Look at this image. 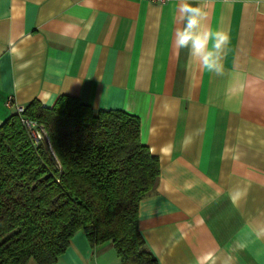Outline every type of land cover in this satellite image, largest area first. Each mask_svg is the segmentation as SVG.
Instances as JSON below:
<instances>
[{
  "label": "crops",
  "instance_id": "1",
  "mask_svg": "<svg viewBox=\"0 0 264 264\" xmlns=\"http://www.w3.org/2000/svg\"><path fill=\"white\" fill-rule=\"evenodd\" d=\"M183 4L230 37L221 75L177 48ZM61 94L139 118L160 170L138 227L158 264H264V0H0V124ZM55 264L119 259L79 230Z\"/></svg>",
  "mask_w": 264,
  "mask_h": 264
},
{
  "label": "trees",
  "instance_id": "2",
  "mask_svg": "<svg viewBox=\"0 0 264 264\" xmlns=\"http://www.w3.org/2000/svg\"><path fill=\"white\" fill-rule=\"evenodd\" d=\"M159 170L136 115L66 94L50 107L31 100L0 124V264H55L79 230L92 247L110 241L119 264H158L138 207L156 192Z\"/></svg>",
  "mask_w": 264,
  "mask_h": 264
},
{
  "label": "clouds",
  "instance_id": "3",
  "mask_svg": "<svg viewBox=\"0 0 264 264\" xmlns=\"http://www.w3.org/2000/svg\"><path fill=\"white\" fill-rule=\"evenodd\" d=\"M180 12L183 14L181 19L184 21V26L176 32L175 43L177 48L190 47L192 56L198 57L207 70L221 75L220 52L228 45L230 37L224 32L212 33L203 29L201 20L206 16V13H202L199 8L183 4ZM210 43L211 48H209ZM168 150L165 149L164 151L167 152ZM209 262L215 264L212 253H208L197 260V264H209Z\"/></svg>",
  "mask_w": 264,
  "mask_h": 264
},
{
  "label": "built area",
  "instance_id": "4",
  "mask_svg": "<svg viewBox=\"0 0 264 264\" xmlns=\"http://www.w3.org/2000/svg\"><path fill=\"white\" fill-rule=\"evenodd\" d=\"M147 1L152 2V3H156V4H164V3L168 2L169 0H147ZM6 104L11 105V101L7 100ZM23 108H24V106L15 105V111L17 113H21L23 111ZM21 120L35 141H37L38 139H40L42 137V135L44 133L42 132V129L36 130L35 122H33L27 118H24V117H22Z\"/></svg>",
  "mask_w": 264,
  "mask_h": 264
}]
</instances>
